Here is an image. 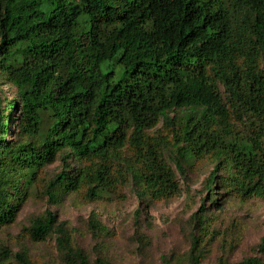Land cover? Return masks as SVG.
<instances>
[{"label":"trees","instance_id":"1","mask_svg":"<svg viewBox=\"0 0 264 264\" xmlns=\"http://www.w3.org/2000/svg\"><path fill=\"white\" fill-rule=\"evenodd\" d=\"M0 73L16 88L3 106L0 86V226L14 219L37 170L60 153L62 169L47 185L48 202L57 203L83 179L88 196L99 198L109 181L108 157L120 159L130 134L145 146L147 130L161 118L172 128L167 143L179 151L181 174L196 154L211 153L216 167L209 189L224 163L236 176L227 192L264 196V0H0ZM220 85L247 114L246 130L229 122ZM11 129L18 138L8 139ZM147 147L154 160L132 163L130 175L145 193H177L173 171ZM95 156L104 162L89 178L82 169L74 172L72 158ZM212 202L221 207L217 195ZM51 233L88 264L47 208L29 234L40 241ZM16 258L30 264L24 253Z\"/></svg>","mask_w":264,"mask_h":264},{"label":"rangeland","instance_id":"2","mask_svg":"<svg viewBox=\"0 0 264 264\" xmlns=\"http://www.w3.org/2000/svg\"><path fill=\"white\" fill-rule=\"evenodd\" d=\"M259 62L263 66L261 58ZM0 86L6 106L16 97V88L1 73ZM220 88L229 108V122L236 130H246L250 121L244 109L222 85ZM177 113L172 111L170 116ZM169 124L161 118L149 128L145 146H136L130 134L120 150V159L108 157L109 181L99 198L88 196V181L83 179L77 189L68 193L61 190L60 200L50 204L47 185L62 169L61 153L38 169L35 179L23 188L14 219L0 226V264H22L17 253H24L30 264H83L76 254L59 245L57 234L40 241L30 237L32 220L47 208L56 212L58 222H63L70 233L73 251L87 256L88 264H227L251 256L264 260V196L227 192L236 176L230 177L232 171L224 163L209 189L207 182L216 167L211 153L196 154L181 174L176 166L179 151L167 143L173 141ZM17 136L18 131L11 129L8 139ZM150 144L156 151V161L173 171L180 185L177 193H145L144 186L130 175L132 163L140 165L142 161L145 165L154 160L147 147ZM103 160L95 156L91 160L72 158L70 162L74 172L84 170L87 179ZM225 177L229 179L224 184ZM24 180L22 177L19 182ZM213 195H217L221 207L212 202ZM5 248L10 256L3 259Z\"/></svg>","mask_w":264,"mask_h":264}]
</instances>
